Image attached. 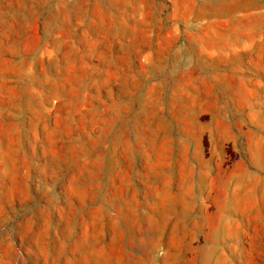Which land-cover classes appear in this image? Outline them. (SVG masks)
Listing matches in <instances>:
<instances>
[{
    "label": "rangeland",
    "instance_id": "rangeland-1",
    "mask_svg": "<svg viewBox=\"0 0 264 264\" xmlns=\"http://www.w3.org/2000/svg\"><path fill=\"white\" fill-rule=\"evenodd\" d=\"M0 264H264V0H0Z\"/></svg>",
    "mask_w": 264,
    "mask_h": 264
}]
</instances>
